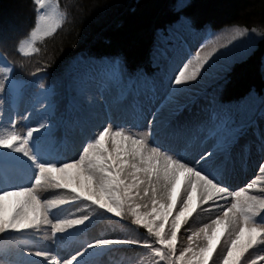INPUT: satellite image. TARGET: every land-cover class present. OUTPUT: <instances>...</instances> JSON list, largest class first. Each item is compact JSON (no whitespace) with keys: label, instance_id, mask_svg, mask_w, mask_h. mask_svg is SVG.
<instances>
[{"label":"snow or ice","instance_id":"obj_1","mask_svg":"<svg viewBox=\"0 0 264 264\" xmlns=\"http://www.w3.org/2000/svg\"><path fill=\"white\" fill-rule=\"evenodd\" d=\"M33 4L30 31L14 45V51L26 57L38 53L37 43L52 37L69 16L59 0H33ZM190 6V0H175L173 10L178 24L196 32L201 26L187 12ZM228 31L232 35L226 44L208 41V50L202 52L206 44L200 43L195 55L169 78L159 100L146 87L144 69L130 65L126 57L82 55L73 79L80 95L86 90L85 76L95 68L98 71L92 75L99 80L100 95L107 102L104 94L111 93L132 119L120 124L106 115L80 141L77 156L68 161L54 151L57 133L62 130L67 137H78L87 111L81 106L61 114L55 92L43 76L38 82L17 78V62L8 59V40H0L5 49L0 54V185L5 186L0 187V264H90L92 256L116 245L148 250L153 264H209L221 237L225 247L220 264H264V187H259L264 184V162H258L259 175L243 187L233 189L223 178L236 146L241 152L249 147L240 140L251 125L214 99L204 118L195 123H170L163 128L159 120L165 105L183 91L181 86L197 81L211 66L209 62H216L217 53L224 56L237 47L233 44L237 38L248 37L240 42L249 48L242 60L251 58L254 38L249 29ZM260 64L264 70V57ZM47 66L45 62L30 75L46 72ZM34 85L36 90L29 93ZM168 135L182 139L183 146L191 144L195 155L189 158L179 146L169 144ZM257 146L264 153V132ZM25 179L27 185L22 183ZM49 189L60 194L50 192L45 197L43 191ZM149 203L150 210L142 211ZM202 205L207 206L205 211L218 214L192 231L187 246L178 250V232ZM108 214L119 221L127 218L146 230L148 238L101 236L81 239L64 250L69 238L83 236L96 219ZM194 237L204 243L194 246Z\"/></svg>","mask_w":264,"mask_h":264},{"label":"trees","instance_id":"obj_2","mask_svg":"<svg viewBox=\"0 0 264 264\" xmlns=\"http://www.w3.org/2000/svg\"><path fill=\"white\" fill-rule=\"evenodd\" d=\"M175 0H59L61 10L69 13L65 24L52 36L37 43L32 54L40 65L65 74L74 56L122 55L130 65L149 67L151 49L158 36L166 35L177 24ZM187 12L200 28L219 31L233 27L256 28L259 37L252 44L251 58L232 62L224 71L227 84L222 98L239 104L248 95H264V0H190ZM33 0H0V40L7 38L9 55L16 39H23L33 23ZM255 36V34H253ZM246 53L244 56H247Z\"/></svg>","mask_w":264,"mask_h":264},{"label":"rangeland","instance_id":"obj_3","mask_svg":"<svg viewBox=\"0 0 264 264\" xmlns=\"http://www.w3.org/2000/svg\"><path fill=\"white\" fill-rule=\"evenodd\" d=\"M255 33L259 35L258 31H256ZM229 34L230 35H228V38H231L232 33L230 31H229ZM225 36H227L225 35V33L204 34L201 37L195 38L191 41L189 45V50L190 48L197 50L199 48L200 43H205L207 46L208 41L220 42ZM218 37L219 39L217 40ZM247 39L248 37L245 36V37L237 38V40L233 41V44L237 45V47L233 48L232 51L229 52L227 55L220 56L218 59L215 56L214 59L216 61L215 62L216 64L211 65L210 67L206 66L207 70L204 71L202 75L198 78L208 77L209 75L217 71V69L219 68H221V71H223L225 68H229L232 62H237L241 60L243 57H245L244 55L246 54L247 52L246 50L248 48H247V45H241L240 42L247 40ZM229 47L232 48V45H229ZM203 50L204 49H201L202 52ZM174 54L177 57V60L173 61L172 63L169 62L168 64L169 72L166 73L165 75L167 82L169 78L173 76L174 71L178 68V66H181L182 62L186 60L184 58L183 51H176L174 52ZM209 63L213 64L212 61H210ZM198 82L199 80L197 79V81H193L189 84V86L187 87V91L182 94V95H185L183 97L184 99L188 98L187 94L189 93V88L197 84ZM248 96L254 99L261 107L264 108V103H262V101H264V95L261 97H256L254 95H248ZM75 97L79 100L78 108L74 109L72 105L71 110L75 112V111H78L81 106H83L85 110L87 111V118H86L84 125L82 126V129L80 130L78 137L71 138V137L66 136L63 140H61L60 143L54 146V151L56 153H59V158L64 161H68L77 156V153L80 147V141L83 139V136H85V134L83 133L88 132L91 129H94L95 126L102 124L105 119V116L108 114V111H107L108 104L105 105L102 109L100 107L94 106L93 100L88 96L83 98L82 96L76 94ZM110 97L113 99V103H116L114 101L115 97L111 93H110ZM85 101H87V103H85ZM89 104L91 105V107H88ZM156 106L159 107V104H157ZM117 109L118 107L116 106V108H114L113 111H116ZM182 109H183V106L180 107L176 115H173V114H170L168 105H165V107L161 110V113L159 115L161 126L163 125L165 127L163 126L162 127L166 128L168 127L166 125H169L170 123L177 124V125H183L186 123H190L186 121L185 119H183V117L181 116V115H184L182 114ZM161 115H166L167 118H163V116ZM184 117L193 119L192 116L188 114L184 115ZM256 121L257 122L255 123V126L248 127L246 129V134L242 136L240 140V144H247L249 147H247L243 152H241L240 146L237 145L236 148L233 150L234 159L227 162V170L224 173L223 178L225 182L233 189L245 186L243 185V183H244L245 178L248 175L253 176L251 177V179L254 178L256 175H259V171L257 168V161H256L257 155L262 156L263 161H264V153H262L257 146L258 139L261 133L263 132L262 129H264V117L258 116L256 118ZM168 136L173 137L171 135H168ZM253 147L256 148L257 150L256 155L255 153L254 154L252 153ZM192 151L193 152L187 155V157L191 158V156L195 155V151L193 150V148H192ZM182 153L185 155V151H183ZM236 166H240L239 167L240 171L237 174H236L237 172L236 170L238 169H234V167ZM246 170H247V173L245 172ZM231 176H233V178ZM22 183L27 185L28 183L27 179L23 180ZM0 187H5V186L0 185ZM259 187H264V184L260 185ZM50 192L55 195L60 194L58 190L49 189V190H44L43 195L45 197H49ZM10 199H14V198H10ZM137 202L145 203V201H139V200ZM80 207H81V210L84 209L83 205H81ZM150 207L151 205L149 203V208L142 209V211L150 210ZM206 207H207L206 205H202L200 208L197 209L195 213H193V215L189 218L188 222L182 225L180 231L178 232V241L182 245V247L187 246L188 244L187 236L191 234L192 231H198L204 224L210 223L211 219H213L215 215L218 214V211L216 210L205 211L204 209ZM68 211H72V209H68ZM89 232H92L91 235H89ZM117 233H118V230L113 229L110 223H108L107 221H102L100 223L93 222L89 226V228L86 230L84 236H86V238H94V237H101V236H111ZM81 237L82 236H74L72 238H69L63 246L64 250H68L72 246H75V244L79 241ZM203 243L204 241L202 239H197L194 237V241H193L194 246L201 245ZM224 247H225V238L221 237L220 244L217 246V251L216 253H214L213 261H210L209 264H220L219 257ZM250 251H253V250H250ZM108 257H105L104 255L92 256L90 258V264H112L111 261H113V259H115L117 255L113 253H108ZM34 259H39V258H34ZM118 264H122V263H118ZM150 264H153V258L151 259Z\"/></svg>","mask_w":264,"mask_h":264},{"label":"bare ground","instance_id":"obj_4","mask_svg":"<svg viewBox=\"0 0 264 264\" xmlns=\"http://www.w3.org/2000/svg\"><path fill=\"white\" fill-rule=\"evenodd\" d=\"M175 119H176V118H175ZM236 173H238V171H237ZM250 179H251V177H249V178L245 179V181H244L243 185H245V183H246L247 181H249Z\"/></svg>","mask_w":264,"mask_h":264}]
</instances>
